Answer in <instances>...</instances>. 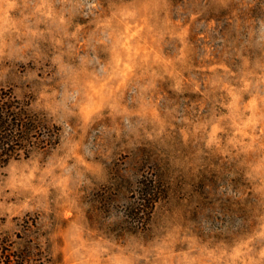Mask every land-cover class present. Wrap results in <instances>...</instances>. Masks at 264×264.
Instances as JSON below:
<instances>
[{"label": "rangeland", "instance_id": "374dc122", "mask_svg": "<svg viewBox=\"0 0 264 264\" xmlns=\"http://www.w3.org/2000/svg\"><path fill=\"white\" fill-rule=\"evenodd\" d=\"M8 93L12 264H264V0H0Z\"/></svg>", "mask_w": 264, "mask_h": 264}, {"label": "trees", "instance_id": "16d2710c", "mask_svg": "<svg viewBox=\"0 0 264 264\" xmlns=\"http://www.w3.org/2000/svg\"><path fill=\"white\" fill-rule=\"evenodd\" d=\"M19 107V101L8 93L0 94V166L5 165L13 157L24 153L27 157L28 148L36 145H47L45 136L36 137L32 128L34 120L29 121ZM136 199L132 205V216L146 222L150 220L153 209L159 199L156 183L139 184ZM1 247V246H0ZM2 264H12L9 255L0 248Z\"/></svg>", "mask_w": 264, "mask_h": 264}]
</instances>
